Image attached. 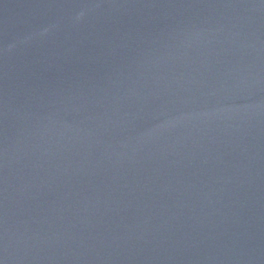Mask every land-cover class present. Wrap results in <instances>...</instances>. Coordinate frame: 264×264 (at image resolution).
<instances>
[{"label":"water","instance_id":"95a60500","mask_svg":"<svg viewBox=\"0 0 264 264\" xmlns=\"http://www.w3.org/2000/svg\"><path fill=\"white\" fill-rule=\"evenodd\" d=\"M0 264H264V0H0Z\"/></svg>","mask_w":264,"mask_h":264}]
</instances>
